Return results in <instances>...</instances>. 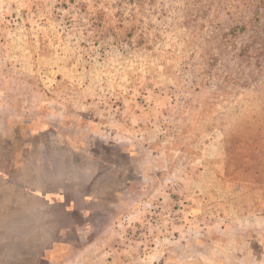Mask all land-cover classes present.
<instances>
[{
  "label": "rangeland",
  "instance_id": "rangeland-1",
  "mask_svg": "<svg viewBox=\"0 0 264 264\" xmlns=\"http://www.w3.org/2000/svg\"><path fill=\"white\" fill-rule=\"evenodd\" d=\"M256 4L0 0V264H264Z\"/></svg>",
  "mask_w": 264,
  "mask_h": 264
},
{
  "label": "crops",
  "instance_id": "crops-1",
  "mask_svg": "<svg viewBox=\"0 0 264 264\" xmlns=\"http://www.w3.org/2000/svg\"><path fill=\"white\" fill-rule=\"evenodd\" d=\"M33 193L35 194V198L41 199V209L39 210H33L32 213L38 212L41 214L42 213H49V211L52 210V206H54L56 203L57 204H62V210L63 211H70V219H74L76 218L73 212V201L70 198V192L69 189L63 186H59V187H44L41 189H34ZM38 197V198H37ZM39 200V199H38ZM85 213V212H84ZM88 213V212H87ZM85 213V214H87ZM86 219V216H85Z\"/></svg>",
  "mask_w": 264,
  "mask_h": 264
},
{
  "label": "trees",
  "instance_id": "trees-1",
  "mask_svg": "<svg viewBox=\"0 0 264 264\" xmlns=\"http://www.w3.org/2000/svg\"><path fill=\"white\" fill-rule=\"evenodd\" d=\"M256 7L257 8L254 11V14H253V16L251 18L252 22L255 21V20L260 19L262 14H264V10H263L264 9V0H257ZM241 28L245 29L246 25H243ZM260 39L263 40V37L261 38V34L257 33L256 35H252L251 36V41H250L249 45H247L246 47L249 49L250 46H253L254 50L259 49L257 47L260 46L261 43H259V41H257V40H260ZM247 48H246V51L248 50Z\"/></svg>",
  "mask_w": 264,
  "mask_h": 264
}]
</instances>
